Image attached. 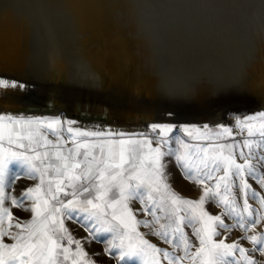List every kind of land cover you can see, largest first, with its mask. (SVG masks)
Masks as SVG:
<instances>
[{"label":"snow or ice","instance_id":"obj_1","mask_svg":"<svg viewBox=\"0 0 264 264\" xmlns=\"http://www.w3.org/2000/svg\"><path fill=\"white\" fill-rule=\"evenodd\" d=\"M0 87L25 85L0 79ZM74 123L58 116L0 114V264H94L84 248L87 237L73 236L65 216L83 221L94 241L107 243L104 252L118 255L120 261L149 257L145 264H184L186 259L189 264H262L256 255L264 257V231L255 230L264 224V168L258 172L250 162L252 139L238 141L232 127L220 124L213 132L205 124L196 137L204 143L194 145V151L179 137L176 141L188 151H164L176 128L170 123H151L149 131L133 133L81 130L73 128ZM236 123V132L264 138V111ZM180 131L193 135L188 126ZM226 138L233 142H224ZM165 157H174L186 179L205 186L198 200L171 190ZM259 161L264 162V155ZM10 165H18L25 178L38 183L17 197L15 184L21 174ZM233 189L242 206L232 198ZM215 198L225 208L219 215L204 207ZM137 201L138 208L133 206ZM12 208L30 211L31 219L21 221ZM144 215L150 219H138ZM229 219L232 223L226 222ZM185 225L191 234L185 233ZM141 227L148 231L141 233ZM236 230L242 235L228 243L224 234ZM105 234L106 241L101 239ZM149 236H158L176 253L151 243Z\"/></svg>","mask_w":264,"mask_h":264},{"label":"rangeland","instance_id":"obj_2","mask_svg":"<svg viewBox=\"0 0 264 264\" xmlns=\"http://www.w3.org/2000/svg\"><path fill=\"white\" fill-rule=\"evenodd\" d=\"M129 2L127 17H120L115 22L84 23L64 9L57 6L45 5L40 0H0V79H6L9 82L16 81L25 85L23 88L0 87V91H2L0 94L5 96V98L0 99V109H5L4 101L8 99L5 93H9V90H12L15 91V94H18L17 99L21 105L29 107L25 108L29 112L27 115L49 118L58 116L64 121H75L73 125L78 124L79 128L83 126L84 129L92 128V130H98L94 129L96 128L95 126H89L87 124L89 122L86 123L79 118V120L72 118L65 112H57V104L45 99L49 95L48 93H50L55 98L72 100L75 94L73 80L72 83L64 82L59 87L52 88L49 82L39 79L31 80L28 77L32 74L41 78L56 76L55 59L59 58L65 62L69 78L72 77L73 79V75H79V72H84L86 69L92 72L97 71L101 77L99 78L100 82L102 80L101 83H104L102 71L110 73L107 62L104 67L99 65V68L95 69L90 64L88 65L85 59L91 54H97L96 48L100 40H109L110 36L116 34H126L136 40H139L141 37L140 40L146 44V53H151L149 58H151L150 64L155 69L154 73L156 74L159 71L157 72L159 74L161 73L160 71H163L161 65L164 68V65L167 64V61L162 57L164 52L161 54V48L165 46L163 42L166 41L163 39L167 35H176L178 37L184 35V37H187L195 30L199 38L207 44H204L198 58L190 55L188 57L189 60L186 57L184 63L186 62L187 64L189 62L190 64L193 62L200 64L203 62L201 65L204 70V73L202 72L203 76L200 74L198 77L197 74H194L191 80H189L194 82V85L198 84L196 81H199L200 85H205L206 92L202 93L200 97L197 96L195 90L189 84L190 82L185 81V79L180 84H175L172 88L165 89L159 95L153 97H138L126 91L114 89L105 98V102L109 109H111L112 105L117 104L132 106L137 109L149 108L152 111L148 116L154 119L153 123L176 125L174 133L171 134V142L164 146V151H168L169 148L173 151L180 150L186 152L189 149L194 151V145H202L204 143L202 140H197L196 137L199 135L197 129H199L200 133L205 131L203 127L205 124L213 132L220 130L218 128L220 124L230 126L234 129L236 140L242 141L247 138L254 141L251 150L253 155L250 158V162L260 172L264 168V162L259 161V157L264 155V138H261L259 135L247 137L246 132L241 134L235 130L240 127L236 123L237 120L242 119L246 115L264 111L255 102L252 103L253 100H248L243 95L247 94L248 87L250 88L255 83L259 85L262 83V79H264V58L262 61L260 57L261 52L264 51V0H197L195 3L183 4L176 3V0H129ZM216 38L220 40H216ZM229 42L235 44H233L234 46L230 50L232 57L223 62H217L216 45L227 44ZM208 45H212V50ZM104 48H106V45ZM193 50L196 52V49ZM259 50L260 55L258 54V59L252 61L253 53ZM139 55L142 56L141 54ZM156 55L157 57H155ZM210 60L215 61V64L211 66ZM155 61L157 62L155 63ZM154 63L156 66H154ZM187 77L189 79V75ZM127 78H130V74ZM30 81L39 83L41 86L32 87L30 86ZM112 82L114 86L115 82L113 80ZM110 85L112 86L111 83ZM31 88L34 91L29 93L31 92ZM17 99H15L16 103H18ZM29 101H35L36 103L30 105ZM41 101L46 102V104L42 105ZM17 109H20V107ZM111 117L117 122L118 118L115 115H111ZM149 117L146 114L142 115V119L131 117L130 123H133L131 126L136 127V130L139 131L132 128L119 132H147L150 125ZM216 118H218L217 125ZM110 124L113 125L115 123H98L99 126ZM181 126H188L193 135L189 137L186 133L180 131ZM258 126L259 122L257 121L256 128L253 129L254 132ZM66 127L67 125L65 124V129ZM65 135H67L66 131ZM176 137L185 141L189 149L181 148L180 143L176 141ZM224 142L233 141L226 138ZM153 146H155V142ZM244 151L247 154L249 150L244 149ZM165 162L167 166L166 178L171 190L184 199L198 200L203 195L205 186L186 179L183 176V169L177 168L174 157H165ZM237 162L243 163L244 161L238 158ZM10 169L21 174V179L15 184L14 194L17 197L27 187L35 186L36 180L25 178L23 169L19 168L18 165H10ZM217 175H222V173H218ZM249 183H252L254 188L256 187L255 182L251 179H249ZM211 185L212 182H209V186ZM232 198H236L242 206V199H240V195L236 189H233ZM217 200L218 198L206 201L204 205L205 210L213 215L223 213L225 208L223 205H219ZM133 206L138 208L140 204L138 201L133 202ZM254 207H258V204H255ZM12 211L14 216L18 215L21 221L31 219L30 211H21L19 208H12ZM138 219H150V217L144 215L138 216ZM226 222L232 223L230 219L226 220ZM161 223H167V221L162 220ZM64 224L76 238L87 237L88 242L84 245V248L90 254L89 259L93 260L94 264H145L146 261L150 260L149 257H126L124 261H120L118 255L110 257L104 252L108 247L107 243L94 241L91 234L81 226L83 221L77 223L76 220L65 216ZM139 230L141 233L148 231V229L143 227ZM156 230H161L159 225H156ZM184 231L187 234H191L192 228L185 225ZM255 231H264V224H261ZM224 235L228 236L227 242L231 243L237 240L242 233L236 230ZM108 238V234L101 237L105 241ZM220 238L217 237V239ZM148 239L151 243H156L161 248L167 249L172 253H176L177 251L171 245L164 244L158 236H149ZM5 242L10 241L6 239ZM242 243L244 247L251 248L249 243ZM102 252L104 254L99 255ZM92 254L96 255L93 256ZM179 254L183 255L182 250ZM256 259L264 264V257L257 254ZM184 264H189V261L186 259Z\"/></svg>","mask_w":264,"mask_h":264},{"label":"bare ground","instance_id":"obj_3","mask_svg":"<svg viewBox=\"0 0 264 264\" xmlns=\"http://www.w3.org/2000/svg\"><path fill=\"white\" fill-rule=\"evenodd\" d=\"M40 1L45 5L57 6L61 9H64L65 11L71 13L72 15H74L76 18H78L79 20H81L84 23H87V22H89V23L90 22L100 23L103 21L104 22L105 21H114L115 22L120 17H127L128 13H129L128 7H129V3H130L129 0H40ZM129 10H130V8H129ZM231 22H232V20H231ZM180 24H182V23L180 22ZM187 26H189V25H187ZM184 30H185V28H184ZM185 35H187V34H185ZM146 37H148V36H146ZM140 39H141V37H140ZM140 39L139 40L138 39L137 40L132 39L131 37L127 36L126 34H116L114 36H110L109 40H104V41L100 40L98 42V45L96 48L97 54H93V55L91 54L89 57H87V59H85V61L88 62V65L90 64L92 66V68H95V69L99 68V65L104 67L106 65V62H107L110 73L108 72L109 73L108 74L106 71L105 72L102 71V78L105 80L104 83H101L102 80L100 82L99 78H101V77L99 76L97 71L92 72V71H88L86 69L84 70V68H82L84 70V72H79V75H77V74H75V76L73 75V79H72V77L69 78L68 72L66 71L65 62L59 58L55 59V65L57 68V75L56 76L49 77V78H41V77H37L36 75L32 74L28 78L31 80H35V79L38 80L39 79V80L44 81V82H49L50 87H52V88H57L64 82L65 83H70V82L72 83V80H73V82L75 84V89H74L75 94H74V97L72 100L68 101L66 98H63V99L55 98V97L51 96L50 93H48L50 96L48 95L47 97H45V99H47L51 102H55L57 104L56 110L59 113L65 112L70 117H72L69 114L70 112L80 111V110H82V111L83 110H90L94 113H97L98 115L107 114L108 119H109V121H96L95 123H87L86 122L89 126H95L96 128H94V129L104 130V131H108L110 129L114 132L115 131L119 132L122 130H128V129H132V128L134 130H136V127L131 126L133 124V123H130L131 117H136V118L142 119V115H144V114H146L147 117H149L148 115L151 114L152 110H150L149 108H144V109L138 108L137 109L136 107L118 105V104L112 105L110 107L111 109H109L108 105L105 102V98L109 94H111L114 89H120V90L126 91L128 93H131L132 95L138 96V97H140V96L141 97H153L155 95H159L165 89L172 88V86L175 84H180V82H182L185 79H186L185 81L191 80V78L193 77L194 74L195 75L197 74L199 77L200 74L202 75L204 73V70L201 67L203 62L200 64L193 63V62H191L189 64V62H187V64H186V62L184 63V60L186 57H187V60H189L188 57L190 55H193L194 58H196V57L198 58L199 54H201L200 53L201 49L203 50L204 44H207L205 41H203L199 38L198 33L195 30L193 31V33H191V35H188L187 37H184V35L181 37L180 36L178 37L176 35H173V36L167 35V37L165 39H163L161 37V39L166 40L165 42H163L165 46H164V48H161L162 49L161 54H162V52H164L162 57H164V60L167 61V64L164 65L165 66L164 68L161 65V68L163 69V71H160L161 73H159V74L157 73L159 71H157L156 74L159 75V76H157L154 73L155 72L154 67L150 64L151 58H149V56H151V53H149V52L146 53V46H145L146 44H144ZM146 39H148V38H146ZM217 39H219V38H216V40ZM143 40H144V38H143ZM14 41H18V40H14ZM221 43H223V42H221ZM233 44H231V42H229L227 44H217L216 45V61L217 62H223V61L228 60L232 57V52H230V50H232V48H233L232 46L235 45V44L234 45ZM102 45H103V47H102ZM105 45H106V48H104ZM150 45H153V44H150ZM160 45H162V44H160ZM224 45H226V46H224ZM201 46H202V48H201ZM208 46L212 50V45H208ZM147 48H149V47H147ZM158 49H160V48H158ZM193 49H196V52ZM204 49H205V47H204ZM208 53H209V51H208ZM139 54H141L142 56H140ZM154 54H155V52H154ZM212 55H213V53H212ZM259 55H260V53H259ZM214 56H215V53H214ZM155 57H157V55ZM260 57H261V60L263 61L264 51L261 52ZM211 58H213V57L211 56ZM191 61H192V59H191ZM210 61H211V63H210L211 66L215 64V61H213V60H210ZM156 62L157 61H155V63ZM241 65H243V64H241ZM256 65H258V64H256ZM154 66H156V64ZM128 68H129V71H128ZM165 68H166V70H165ZM164 70H165V72H164ZM225 71H226V69H225ZM99 72H101V71L99 70ZM118 73H119V75H118ZM129 74H130V78L128 79L127 77ZM187 75H189V79H187L188 78ZM246 79H248V78H246ZM112 80L115 82L114 86H113ZM189 82H190L189 84L195 90L198 97H200V95L202 93L206 92L205 91L206 87H204L205 85L204 86H203V84L200 85L199 81H196V82H198L197 85L196 84L194 85V82H192V81H189ZM110 83L112 84V86L110 85ZM255 84H257V83H255ZM255 84H253V86H251L250 88L249 87L247 88V94L251 95L252 97L255 98V103L257 105L263 106L264 105V79H262L261 84H259V85L258 84L255 85ZM30 86H32V87L41 86V84L36 83L34 81H30ZM30 91L31 92H29V93H32V91H34V90H32V88H31ZM18 92H21V91H18ZM0 93H2V91H0ZM5 94H7L8 99L6 101H4L5 109H0V114L19 113L22 115H27L29 113L25 109V108H29V107H24L23 105H21V103L17 99L18 94L17 93L15 94V91L9 90V93H5ZM3 98H5V96H2L0 94V99H3ZM42 98H44V97L42 96ZM15 99H17L16 101L18 103L15 102ZM34 103H36V102L35 101H29L30 105H32ZM40 103H42V105L46 104V102H43V101H41ZM252 103H254V102H252ZM19 107H20V109H17ZM111 115L112 116L115 115L116 118H118L117 122H115L113 120ZM72 118H75V117H72ZM162 118H166V117H162ZM76 119H78V118H76ZM153 120H154L153 118L149 117V121H150L149 124L153 123ZM163 120H165V119H163ZM217 121H218V118H216V122ZM100 122H102V123H115V124L99 126L98 123H100ZM72 127L73 128H79L78 124L72 125ZM80 129L85 130L83 128V126ZM90 129L92 130V128H90ZM90 129H87V130H90ZM136 131H139V130H136ZM182 134H184V133H182ZM170 169H172V168L170 167ZM195 190H197V189H195Z\"/></svg>","mask_w":264,"mask_h":264},{"label":"water","instance_id":"obj_4","mask_svg":"<svg viewBox=\"0 0 264 264\" xmlns=\"http://www.w3.org/2000/svg\"><path fill=\"white\" fill-rule=\"evenodd\" d=\"M259 52H260V50L253 53L252 61L258 59ZM243 95L248 100H253V102H255V98L252 97L251 95H248V94H243ZM240 99H242V98H240ZM259 107L264 109V105L263 106L259 105ZM69 114L72 117L79 118L83 122L95 123L96 121H109L107 114L98 115L97 113H94V112H92L90 110L73 111V112H70ZM217 124L218 123L216 122V125Z\"/></svg>","mask_w":264,"mask_h":264},{"label":"crops","instance_id":"obj_5","mask_svg":"<svg viewBox=\"0 0 264 264\" xmlns=\"http://www.w3.org/2000/svg\"><path fill=\"white\" fill-rule=\"evenodd\" d=\"M51 138V137H50ZM36 183H38V181L36 180ZM64 219V221H65V217L63 218Z\"/></svg>","mask_w":264,"mask_h":264}]
</instances>
